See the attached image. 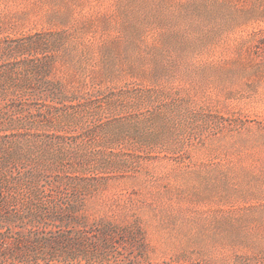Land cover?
<instances>
[{"label": "rangeland", "instance_id": "rangeland-1", "mask_svg": "<svg viewBox=\"0 0 264 264\" xmlns=\"http://www.w3.org/2000/svg\"><path fill=\"white\" fill-rule=\"evenodd\" d=\"M0 173L43 264H264V0H0Z\"/></svg>", "mask_w": 264, "mask_h": 264}, {"label": "trees", "instance_id": "trees-1", "mask_svg": "<svg viewBox=\"0 0 264 264\" xmlns=\"http://www.w3.org/2000/svg\"><path fill=\"white\" fill-rule=\"evenodd\" d=\"M1 177L2 174L0 173V178ZM16 180V183L10 190H6V188L2 186V182H0V264H43L41 263L43 249L48 248L54 251L57 250V248H64L67 250L66 247L69 244V240L62 235L53 238L39 237L36 232L27 236L20 229L16 230L13 240L9 237L10 234L8 230L13 229L12 225L16 224L17 221H24L25 217H29V215H35L34 220L36 221L35 213H37V211L30 209L28 215L7 213L6 209L4 210V199L12 198V194L38 199L43 192V186L39 185L31 173L20 176V178ZM8 183L10 184V182ZM6 184L7 183H5V185ZM1 187H4V189ZM47 213L50 214L49 211H47ZM40 221L41 219H39L38 223H40Z\"/></svg>", "mask_w": 264, "mask_h": 264}]
</instances>
